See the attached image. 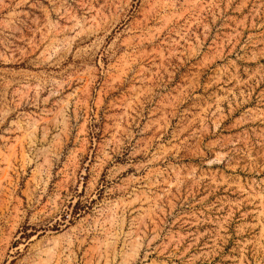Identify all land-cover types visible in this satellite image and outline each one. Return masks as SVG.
<instances>
[{
    "label": "rangeland",
    "instance_id": "obj_1",
    "mask_svg": "<svg viewBox=\"0 0 264 264\" xmlns=\"http://www.w3.org/2000/svg\"><path fill=\"white\" fill-rule=\"evenodd\" d=\"M0 264H264V0H0Z\"/></svg>",
    "mask_w": 264,
    "mask_h": 264
}]
</instances>
